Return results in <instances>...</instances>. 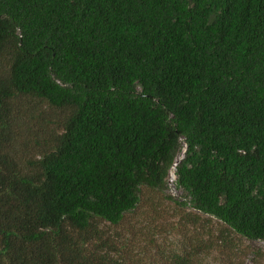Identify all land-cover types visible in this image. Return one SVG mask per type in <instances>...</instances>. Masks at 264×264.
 I'll use <instances>...</instances> for the list:
<instances>
[{
    "label": "trees",
    "instance_id": "1",
    "mask_svg": "<svg viewBox=\"0 0 264 264\" xmlns=\"http://www.w3.org/2000/svg\"><path fill=\"white\" fill-rule=\"evenodd\" d=\"M176 161L264 241V0H0V264H126L101 222Z\"/></svg>",
    "mask_w": 264,
    "mask_h": 264
},
{
    "label": "rangeland",
    "instance_id": "2",
    "mask_svg": "<svg viewBox=\"0 0 264 264\" xmlns=\"http://www.w3.org/2000/svg\"><path fill=\"white\" fill-rule=\"evenodd\" d=\"M184 150L177 153L183 157ZM126 264H168L193 248L203 264H264V241L233 232L216 217L193 209L170 171L163 191L143 186L136 207L117 225L101 222Z\"/></svg>",
    "mask_w": 264,
    "mask_h": 264
},
{
    "label": "built area",
    "instance_id": "3",
    "mask_svg": "<svg viewBox=\"0 0 264 264\" xmlns=\"http://www.w3.org/2000/svg\"><path fill=\"white\" fill-rule=\"evenodd\" d=\"M177 162H178V161H176V162L173 164V166H172V168H171V172H172V171H173V172L175 171V166H176ZM174 175H175V174H174Z\"/></svg>",
    "mask_w": 264,
    "mask_h": 264
}]
</instances>
